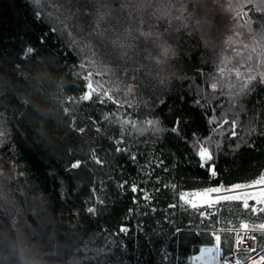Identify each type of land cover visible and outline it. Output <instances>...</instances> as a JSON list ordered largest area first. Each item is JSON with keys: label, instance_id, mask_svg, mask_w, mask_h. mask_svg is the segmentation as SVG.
<instances>
[{"label": "trees", "instance_id": "16d2710c", "mask_svg": "<svg viewBox=\"0 0 264 264\" xmlns=\"http://www.w3.org/2000/svg\"><path fill=\"white\" fill-rule=\"evenodd\" d=\"M169 2L0 0V264L23 261L20 227L46 264H191L213 244L210 230L264 223L241 202L208 220L180 200L264 174V6L244 14L247 45L233 50L195 0L187 29L156 20ZM169 21L178 30H166ZM149 23L155 41L138 36ZM89 73L103 88L82 100ZM249 75L256 80L241 94ZM104 90L113 100L101 102ZM168 138L181 146L173 159H140L142 140ZM200 146L213 154L209 165Z\"/></svg>", "mask_w": 264, "mask_h": 264}, {"label": "snow or ice", "instance_id": "6c2138e0", "mask_svg": "<svg viewBox=\"0 0 264 264\" xmlns=\"http://www.w3.org/2000/svg\"><path fill=\"white\" fill-rule=\"evenodd\" d=\"M149 8L152 7V5H148ZM166 7L168 8V13H166L163 17L161 15H158L157 13H152L153 16L156 17V20H160V19H165L168 20L169 16L172 17V20H176V21H180L181 22V27H183L184 29L188 28V24L183 23L184 20H187L190 18V13L188 15H185V13H187V0H178V3L176 5V11L179 13V15H173L172 14V7H173V2L172 0H170V2L166 5ZM102 19V18H101ZM127 22V21H126ZM149 27V31L147 32H143L140 31L138 32V36L139 37H143L144 39H148V38H152L154 41L157 40L159 38L160 33H157L154 31V25L149 23L148 24ZM97 28H99V23H97ZM169 32L173 31V30H178V29H174V26L171 24V21H169V27L166 29ZM98 35H102V33H98ZM229 40H231V37H229ZM121 47H124L123 45H121ZM130 47V46H129ZM253 52L256 51L255 48L252 49ZM28 53H33V49L31 47H29L27 49ZM171 52L170 47L164 48V54L167 55ZM239 54V53H237ZM127 52L122 53V56H126ZM249 60L252 59L251 56L248 57ZM83 66V65H82ZM224 69L221 68L220 72L223 73ZM112 72L111 69L106 68L105 69V74ZM99 75V73H97ZM114 74V73H113ZM91 75L92 73H89L88 77H86V79L88 80V89L89 91L82 96V100H90L91 99V94L92 92H97V94H100V90L103 88V85H100L99 88H93L92 86V81H91ZM235 75L239 78L241 76L240 71L237 69L235 72ZM256 80V76L255 75H249L243 88L241 89V94H244V89H246L248 87V84H250L252 81ZM262 82H264V74H262ZM128 87V92L131 93L132 92V88L130 86ZM211 87L213 89H215L217 87L216 83H213L211 85ZM111 90H104L103 94L101 96V102H103V99L106 97L108 100H113V96L110 95ZM117 102V101H114ZM123 106V105H121ZM125 123H127V121H125ZM225 123H227V121H225ZM233 123V127L235 126V121L232 122ZM146 124L151 125L153 128H155V125L157 124L156 121L153 120H148L146 121ZM157 131L159 129H156ZM178 129L176 127H174L172 129L173 132H176ZM233 135H235V132H233ZM209 142H211V138H209ZM219 145H216V147H218ZM120 149H118L119 151ZM198 155L200 157V162H201V166L207 165L209 164V162H211L213 160V154L209 151V149L207 147L204 146H200L199 147V151H198ZM100 161H97V163H99ZM79 167V163L75 162L72 163L70 166V170L71 169H76ZM211 176L215 177L216 176V171L213 168L211 170ZM264 184V174H262L258 179L254 180L250 185H244V184H235L232 185L228 188H225L224 186H219V187H210L207 188L206 190H204L203 192H193V193H181L180 194V200L184 201L191 210L193 211H198L199 208L204 207L205 205H207L208 207H212L215 204H219L221 202L224 201H242V207L245 210H249V204H248V200L246 198H242L240 196H236V195H223V196H219L217 197L215 200H210L207 199V197L209 196L210 193H220L222 191L225 192H233L237 189L240 188H244V187H252L255 185H261ZM137 189L135 186H133L132 191L135 192ZM194 197V198H198L200 200V202L198 203L196 199L193 200H188L186 199L187 197ZM256 202L257 204L260 205H264V192H261L258 194V196L256 197ZM90 213L94 212L95 209L90 208L88 210ZM250 211L252 213H264V206L257 208L256 206L251 207ZM199 215L201 216V218H206L205 217V213L200 212ZM120 231L122 233H126L128 231L127 228H121ZM224 232L227 233V236L225 237V241L224 243L227 245L228 244V236H232L233 240H234V244H233V251H229L227 255L223 256V261H221V257H222V248H221V235L219 234V231L216 233H212V235L214 236V243L211 246H203L199 249V255L192 257V260H201V259H206L209 264H229V261L232 257H235V264H243V261L250 258L249 255H247L248 253H252L257 251L256 248H249L247 249V253L242 257L240 255H238V253L244 251L242 249H240L239 245L241 243V241L247 236L248 232L251 231L253 233L255 232H260L262 236H264V223H261L259 225H252L250 227V225L248 223H245L243 221H241V223L238 226V229H234V228H227L222 230ZM249 239H255L254 236L249 237ZM264 250V249H261Z\"/></svg>", "mask_w": 264, "mask_h": 264}, {"label": "rangeland", "instance_id": "374dc122", "mask_svg": "<svg viewBox=\"0 0 264 264\" xmlns=\"http://www.w3.org/2000/svg\"><path fill=\"white\" fill-rule=\"evenodd\" d=\"M199 2V4L205 7H202V10L199 12H204V14L213 13L212 18V33L216 35H220L226 42H228L229 46L233 50L244 49L247 45V36H248V24L242 21V17L245 13H247L251 8L255 9L261 5L264 6V0H195ZM213 8H217V11H212ZM231 37V40H229ZM262 76V75H261ZM181 146L174 145L171 138H168L165 143L158 144L156 142H152L150 140H142L141 141V160H148L150 157L154 156L159 160H168L173 159L176 153L180 150ZM250 185V184H249ZM252 190L248 192L234 193V194H225V195H236L242 198H246L248 200L249 205H256L257 208L262 207L264 205L257 204L256 197L259 193L264 192V184L255 185L251 187ZM193 192H203V191H189L184 193H193ZM225 193V191H222ZM221 193V192H220ZM213 194L210 193L207 199L215 200ZM188 200L196 199L199 203L200 200L194 197H187ZM186 204L184 201H182ZM226 202L233 201H224L219 204H215L212 207H208L205 205L199 209H204L203 213H205V219L210 220L211 216L215 214L221 204ZM241 202L242 201H235ZM243 208V207H242ZM251 209V208H250ZM249 209V210H250ZM235 229V228H234ZM217 230V229H216ZM218 230H224L219 228ZM224 231H221V234ZM18 237L21 246V255L22 260H27L28 264H46L42 260L41 256L35 253L34 246L29 239L26 231L20 227L18 228ZM77 261L70 260L66 264H75ZM193 262V261H192Z\"/></svg>", "mask_w": 264, "mask_h": 264}, {"label": "built area", "instance_id": "2783aa9c", "mask_svg": "<svg viewBox=\"0 0 264 264\" xmlns=\"http://www.w3.org/2000/svg\"><path fill=\"white\" fill-rule=\"evenodd\" d=\"M136 189L137 190L135 192H137V194L140 195L142 200L146 201L149 199V195L146 192H144L143 190H139L137 187H136ZM249 190H252V188L251 187H244V188L237 189L233 192L215 193V194H213V197L217 198V197L223 196L225 194H234V193H241V192L243 193V192H248ZM253 206H256V205H252V206L249 205V209ZM258 214H260V212L253 213V215H258ZM235 229H238V228H235ZM210 231H211V233H216L219 231V234L221 235L222 230L217 229V230H210ZM252 236H254L255 239H249V237H252ZM213 240H214V236H213ZM213 243H214V241H213ZM233 244H234V242H233ZM239 247H240V249L244 250V251L238 253V255H240L242 257L247 253V249H249V248H256L257 249V251L247 254L250 256V258L244 260L243 264H264V250H261V249H264V236H262L259 231L255 232V233L249 231L247 236L241 241ZM221 248H222V240H221ZM233 250L234 249L232 246L231 251H233ZM222 253L223 254L221 257V261H223V256L228 254L223 250V248H222ZM192 261H191V264H193ZM229 264H235V257H232L230 259Z\"/></svg>", "mask_w": 264, "mask_h": 264}, {"label": "water", "instance_id": "95a60500", "mask_svg": "<svg viewBox=\"0 0 264 264\" xmlns=\"http://www.w3.org/2000/svg\"><path fill=\"white\" fill-rule=\"evenodd\" d=\"M209 164H210V162H209ZM209 164H207V165H209ZM206 246H211V245H206ZM197 255H199V253ZM197 264H209V262L206 259H201V260H197Z\"/></svg>", "mask_w": 264, "mask_h": 264}, {"label": "clouds", "instance_id": "9594fccd", "mask_svg": "<svg viewBox=\"0 0 264 264\" xmlns=\"http://www.w3.org/2000/svg\"><path fill=\"white\" fill-rule=\"evenodd\" d=\"M16 264H28V262H27V260L20 261L19 259H17Z\"/></svg>", "mask_w": 264, "mask_h": 264}, {"label": "bare ground", "instance_id": "6f19581e", "mask_svg": "<svg viewBox=\"0 0 264 264\" xmlns=\"http://www.w3.org/2000/svg\"><path fill=\"white\" fill-rule=\"evenodd\" d=\"M193 264H197V260H193Z\"/></svg>", "mask_w": 264, "mask_h": 264}]
</instances>
